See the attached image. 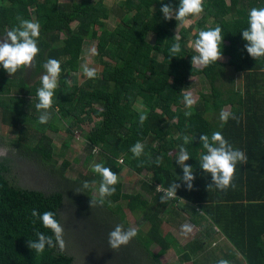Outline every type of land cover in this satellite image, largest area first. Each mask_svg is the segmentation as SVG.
<instances>
[{
    "label": "trees",
    "instance_id": "trees-1",
    "mask_svg": "<svg viewBox=\"0 0 264 264\" xmlns=\"http://www.w3.org/2000/svg\"><path fill=\"white\" fill-rule=\"evenodd\" d=\"M248 1L250 4L246 5L242 0H204V10L195 22L202 27L207 19H212L216 23L209 28H222L221 51L227 61L199 68L191 64V57L196 53L188 46L187 32L192 26L181 27L179 31V57H171L169 53V48L176 42L173 30L196 18L195 14L189 15L183 23H178L175 18H163L162 4L168 3L176 8L179 0H124L125 13L131 16L114 30L105 28L109 13L101 1L0 0V39L5 31L18 25L17 16L40 24V52L30 76L26 77L27 69L24 68L10 75L0 65V121L19 129L18 137L11 142L21 152L45 162L59 180L72 184L79 198L87 203L95 194L92 193L93 187L83 189L82 184L84 181L90 184L100 182V177L92 172L84 177L71 178L63 166L57 168L53 164L46 152H54V139L49 131H59L56 117L67 121L66 130L71 138L76 130L82 131L87 146L92 150L98 147L105 156L103 165L114 173L124 167L137 175L151 172L153 181H143L151 200L142 192H124L119 181L115 194L106 198L103 205L96 206L108 207L112 213L121 215L126 227L125 208L135 216L149 210L151 225L140 245L154 264H163L161 256L170 250L176 254L187 252L191 260L201 264L207 243L216 234L214 226L219 228L231 248L219 250L221 255L211 251L212 259L223 258L230 264H264V58H252L244 47L247 42L242 39L249 10L264 7V0ZM154 7L157 9L153 10ZM74 23H77L75 29ZM97 27L102 29L100 34ZM90 34L98 40L97 57L103 67L101 77L94 85H71L64 73L80 70L84 43ZM197 37L196 33L192 39ZM49 58L61 62L63 74L59 77L53 106L49 110L51 117L46 124H40V112L35 108L38 103L36 91L42 86V63ZM226 67L233 75L241 76L240 90L235 89L234 79L230 86L223 85ZM192 76L201 77L209 87L206 92L199 93L197 103L191 109L193 114L186 117L184 113L188 109L181 106L183 88ZM12 87L18 90L15 94L11 92ZM29 96L36 100H30ZM225 96L231 99L229 111L238 119L229 118L221 127L219 116ZM95 104L102 106L105 120L100 127L85 130L83 124L99 115ZM137 105H144L148 110L142 126L139 115L143 112ZM173 117L175 122L167 120ZM172 128L178 131L176 135ZM215 131L221 132L234 149L244 151L248 157L246 164L236 165L234 187L225 191L215 187L207 190L211 174H205L198 161L206 152L200 135L210 136ZM31 135L37 137L35 143L30 142ZM185 135L193 138L187 145L183 142ZM137 141L153 143L139 159L133 158L130 152V147ZM68 142L69 139L64 146ZM181 145L191 155L185 163L194 170L192 190H188L179 179L183 170L176 161V154ZM158 156H163V163L159 166L155 164ZM141 162L143 165L138 166ZM11 170V158L0 157V264H73L74 257L58 251V247H46L42 255H36L27 246L29 239H37L35 230L52 235L39 220L32 223L35 218L31 211H54L60 222L67 191L60 185V189L52 193L18 186L7 177ZM174 181L181 184L176 197L161 203L163 193L157 192V183L168 189ZM111 201L117 203L115 207ZM170 214L184 216L193 229L198 228L184 244L178 242L173 233L162 229L163 221ZM153 244L159 245L157 252L151 249Z\"/></svg>",
    "mask_w": 264,
    "mask_h": 264
},
{
    "label": "rangeland",
    "instance_id": "rangeland-1",
    "mask_svg": "<svg viewBox=\"0 0 264 264\" xmlns=\"http://www.w3.org/2000/svg\"><path fill=\"white\" fill-rule=\"evenodd\" d=\"M79 1L80 0H60L61 3H77ZM92 1L94 3L101 1L108 9L109 19L105 21V28L108 30H114L117 26H121L124 20L131 16V14L127 15L125 13L123 6L124 0ZM242 3H245L246 5L250 4L248 0H242ZM156 9V7L153 8V10ZM199 18L200 13L196 15V18L187 20L183 25H178L173 30V33L180 37L179 31L181 27L187 29L189 26H192V29L190 31L188 30L187 35L188 46L194 52L195 40L192 39L193 35L196 33L198 34L202 29H208L211 25L216 23V21L212 19H207L202 25L204 28H202L195 22V20L197 21ZM72 26L75 29L77 23H74ZM96 29L100 34L102 29L100 27H97ZM153 40L154 37H152V41ZM97 44V38L92 37L91 34L86 37L80 60V70L77 73H64L69 79L71 85H94L100 79L103 67L97 54H93L92 52L93 48L97 51ZM218 61L225 63L227 58L223 57ZM84 65H87L89 68H95L98 74L97 78H87L83 72ZM26 74V77L30 76L31 68L27 69ZM62 74L63 72L61 75ZM222 80L224 86H230V82L233 80L235 89L240 90L242 88L241 76L239 74L233 75L228 67L224 70V78ZM208 87V83L204 82L201 77L192 76L187 80L183 92L191 93L193 98L197 101L199 93L206 92ZM17 91L16 87H12L11 92L13 94ZM33 99L36 100L35 97H32L30 100ZM230 100V97H224V105L222 109L229 111ZM181 106H184L183 101ZM95 107H98L99 115H94L91 122L83 124L85 130H89L92 127H100L105 120L102 113V106L100 104H95ZM137 107L140 111L147 114L148 110L144 105H137ZM175 108L176 106L173 105L172 109L175 110ZM210 116L211 115H208L207 117L210 118ZM167 120L169 122H175L176 118H167ZM55 123L59 127V131H49V134L53 136L54 139V152H46L49 159L57 168L63 166L66 169L67 176L78 178L90 175L92 173L90 166L93 163H103L105 161V156L99 151V148L93 152L92 148L87 146L82 131L76 130L74 137L71 138L66 130L69 124L65 119L62 120L59 117H56ZM174 129L175 128H172V132L176 135L178 131ZM18 135V128L10 127L0 121V157L6 156L10 157L12 160V170L7 173V177L13 184L29 189L40 190L45 193H52L59 190V185L67 191L69 196L66 195L64 205L60 211V223L64 228L63 239L65 241V249L63 252L74 257L73 264H154L153 259L144 252V248L140 245L141 239L151 225L149 220V210L141 212L138 216H135L128 208H125V219L128 221V227H136L138 229V235L127 246H121L118 250L111 249L108 246L109 231L112 230L116 224H123L125 228H128L123 220L120 219L122 216L118 215V213H112L108 207H92L90 202L87 203L86 200H81L75 191L74 186L70 183H63L59 180L58 176L49 169L45 162L32 154H26L18 150L17 146L11 142V140L17 138ZM36 138L35 135H31L30 142L35 143L37 141ZM68 139V145L64 146V142ZM142 144L144 145V151L150 150L153 145V143L149 141H144ZM116 174L119 176V181L122 182V189L124 192H142L145 197L150 198L151 200L152 197L150 196V193L143 186V181H153L151 178V172L144 171L137 175L129 168L124 167ZM98 187L99 182L96 181L93 185V194H98L96 191ZM111 202L112 207H115L117 203L114 201ZM183 224H189L184 216L178 217L175 214H170L168 218L163 221L162 229L164 232L170 231L173 233L177 241L184 244L196 234L195 231L198 228H194L191 233L183 234L181 232V225ZM215 239L216 236L208 241L206 251L201 257V264H216L217 261L212 259L210 252L214 251L217 255H221V250L227 251L231 248L229 247V242L227 240L217 242L216 245L213 246V241ZM57 249L60 251L59 247ZM151 249L154 252H157L159 250V245L153 244ZM237 258L240 259L241 257L237 256ZM161 262L163 264L171 262H176L177 264H198L191 260L186 253L176 254L174 250H170L167 254L161 256Z\"/></svg>",
    "mask_w": 264,
    "mask_h": 264
},
{
    "label": "clouds",
    "instance_id": "clouds-1",
    "mask_svg": "<svg viewBox=\"0 0 264 264\" xmlns=\"http://www.w3.org/2000/svg\"><path fill=\"white\" fill-rule=\"evenodd\" d=\"M204 0H179L178 7L173 8L168 3H163L160 11L163 13L165 20L175 18L178 23H183L185 18L189 15H198L203 9ZM18 25L11 30H7L0 39V65L10 75L15 74L19 69H29L35 66V58L40 52L38 41L40 37V24L33 20L24 19L21 16L16 17ZM242 39L247 43L244 45L247 53L255 60L264 58V7H253L248 12L247 27L242 30ZM180 37L175 36V41L169 48L170 56H178L181 52ZM223 43L222 28L216 26L207 30H200L198 37L194 43V49L197 53L192 55L191 64L193 67L204 68L212 63H216L222 59L221 45ZM93 54H98L96 49H92ZM44 70L40 78L41 87L36 91L38 103L35 108L40 115L38 122L46 124L50 117V109L53 106V97L55 90L58 87V80L62 73L61 62L54 58H49L42 63ZM83 72L89 79L97 78V70L89 68L87 65L83 66ZM67 80V79H66ZM197 103L191 93H183V104L188 111L184 115L190 117L193 113L191 109ZM231 119H238L230 111L221 109L219 119L221 127ZM147 120V114L141 113L139 115V123L142 126ZM192 137L185 135L183 137L184 145L192 141ZM200 142L203 149L206 150L204 154L199 157V165L205 174H211V182L206 185L207 190L215 187L221 191L227 190L229 187H234L232 181L236 171L237 164H246L248 157L246 153L240 149H234L233 146L224 138L219 131L208 134H201ZM130 152L133 158L139 159L144 153V145L137 141L130 147ZM191 155L183 145L180 146L176 154V161L183 170V175L180 180L184 182L188 190H192L193 181L195 180L193 167L185 162L190 159ZM120 163H123L121 160ZM163 163V156H158L155 164L159 166ZM141 162L138 166H142ZM91 171L100 177L99 187L96 189L97 195L91 196L90 204L92 207L96 205H103L106 198L112 196L116 192V185L119 182V176L114 173L109 167H105L103 163H93ZM95 182L90 184L89 181H84L83 189L92 188ZM181 184L174 181L166 190L157 186L156 190L163 192L160 196V202L166 203L168 200L176 197L177 189ZM78 192L82 191L77 189ZM57 213L51 210L40 213L33 209L31 216L42 223V226L49 229L52 235H45L39 230H35L37 239H29L27 246L34 250L36 255H42L47 248L55 249L59 247L61 252L65 249V241L63 239L64 228L56 219ZM192 225H181V232L183 234L191 233ZM138 235L136 227L125 228L123 224H116L115 227L108 233V246L113 250H118L121 246H127ZM216 264H230L226 259H219Z\"/></svg>",
    "mask_w": 264,
    "mask_h": 264
},
{
    "label": "crops",
    "instance_id": "crops-1",
    "mask_svg": "<svg viewBox=\"0 0 264 264\" xmlns=\"http://www.w3.org/2000/svg\"><path fill=\"white\" fill-rule=\"evenodd\" d=\"M28 98H32V96H29ZM214 229L216 230L215 232H216V234H215V236H216V239L213 241L214 242V245L213 246H215L216 245V243L217 242H221L222 240H227L221 233H220V231H219V228L217 227V226H214ZM231 245H230V243H229V247H230ZM184 253H186L187 254V252H182L181 254H184ZM188 255V254H187Z\"/></svg>",
    "mask_w": 264,
    "mask_h": 264
},
{
    "label": "built area",
    "instance_id": "built-area-1",
    "mask_svg": "<svg viewBox=\"0 0 264 264\" xmlns=\"http://www.w3.org/2000/svg\"><path fill=\"white\" fill-rule=\"evenodd\" d=\"M95 150H98V147H95L94 149H93V152H95ZM123 161V159H120V161ZM160 184H157L156 185V188H157V186H159ZM160 187L162 188V189H164V190H166V188H164L162 185H160ZM157 192H159V191H157ZM161 193H163V192H161ZM181 201H182V199H180Z\"/></svg>",
    "mask_w": 264,
    "mask_h": 264
}]
</instances>
